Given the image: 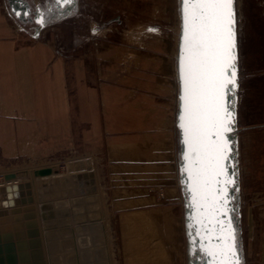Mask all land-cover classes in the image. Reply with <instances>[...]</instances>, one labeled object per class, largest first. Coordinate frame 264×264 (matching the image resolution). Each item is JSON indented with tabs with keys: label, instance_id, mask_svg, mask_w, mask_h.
<instances>
[{
	"label": "rangeland",
	"instance_id": "rangeland-1",
	"mask_svg": "<svg viewBox=\"0 0 264 264\" xmlns=\"http://www.w3.org/2000/svg\"><path fill=\"white\" fill-rule=\"evenodd\" d=\"M31 4L42 8L36 16L54 31L51 35L63 40L69 62L73 42L83 38L103 37L120 47V67L128 77V88L154 97L159 104L160 129L167 117L171 121L175 169L170 175L164 171L156 178L144 171L141 176L136 167V176L129 177L126 189L120 188L116 177L93 175L103 198L112 263L194 264L199 248L191 250L188 235L176 124L180 0H31ZM235 10L238 87L232 215L242 264H264V128L259 124L264 122V0H235ZM115 52L116 48L111 50ZM148 83L158 88L152 91ZM77 162L70 150L60 156L9 157L0 142V182L11 172L18 175L15 180H27V169L45 166H56L59 173L69 175L73 172L70 164Z\"/></svg>",
	"mask_w": 264,
	"mask_h": 264
},
{
	"label": "crops",
	"instance_id": "crops-1",
	"mask_svg": "<svg viewBox=\"0 0 264 264\" xmlns=\"http://www.w3.org/2000/svg\"><path fill=\"white\" fill-rule=\"evenodd\" d=\"M41 12L31 0H0V142L7 156H60L70 150L78 159L71 171L116 177L121 189L128 188L136 167L141 176L170 175L171 121L167 117L160 129L154 97L128 88L121 48L103 37L83 38L73 42L69 62L63 40L41 23Z\"/></svg>",
	"mask_w": 264,
	"mask_h": 264
},
{
	"label": "snow or ice",
	"instance_id": "snow-or-ice-1",
	"mask_svg": "<svg viewBox=\"0 0 264 264\" xmlns=\"http://www.w3.org/2000/svg\"><path fill=\"white\" fill-rule=\"evenodd\" d=\"M182 12L180 128L187 147L183 171L191 181L197 223L206 220L213 234L207 237L208 245H202L210 264H242L228 215V189L236 184V173H227L238 87L235 0H182Z\"/></svg>",
	"mask_w": 264,
	"mask_h": 264
},
{
	"label": "water",
	"instance_id": "water-1",
	"mask_svg": "<svg viewBox=\"0 0 264 264\" xmlns=\"http://www.w3.org/2000/svg\"><path fill=\"white\" fill-rule=\"evenodd\" d=\"M179 11L181 21L176 57L179 84L176 124L181 156L180 179L187 196L185 218L191 250L199 248L198 260L194 264H210L211 257L202 250V245L206 247L207 237L213 234L207 231L210 225L206 220L204 227L197 223L198 213L189 188L191 181L183 171L187 147L184 144L183 130L180 128V116L183 111L179 70L183 46L182 0ZM235 107L237 109V89ZM236 124L234 131L228 134L232 149L230 160L227 162L229 176L234 172L235 160L232 152L236 141ZM54 173L59 175L54 177ZM25 174L28 179L24 183H9L10 179L16 177V173L3 175L6 183H0V264H112L103 205L95 187L93 174L77 172L71 178L68 174L65 176L59 173L56 166L29 168ZM228 192V215L235 229L232 215L234 195L230 187ZM9 218L12 220L13 229L9 227ZM212 243L218 241L212 239Z\"/></svg>",
	"mask_w": 264,
	"mask_h": 264
},
{
	"label": "bare ground",
	"instance_id": "bare-ground-1",
	"mask_svg": "<svg viewBox=\"0 0 264 264\" xmlns=\"http://www.w3.org/2000/svg\"><path fill=\"white\" fill-rule=\"evenodd\" d=\"M72 169V168H71ZM85 172V174H88V171H84ZM11 173H14V172H11ZM6 174H9V173H6ZM76 173H74V172H72L71 174H69V176L72 178V177H74V175H75ZM5 175V174H4ZM59 174L58 173H54L53 174V176L55 177V176H58ZM18 175H16V177L15 178H13V179H10L9 180V183H18V182H25L26 180H24V179H22V180H15L16 178H18L17 177ZM65 176H68V175H65ZM24 177V176H23ZM13 180H15V181H13ZM0 183H6V182H0ZM8 224H9V227H11L12 228V220H11V218H9V222H8ZM203 227H204V223H203ZM13 229V228H12ZM14 235V234H13ZM110 248V247H109ZM110 256H111V251H110ZM112 260V259H111ZM113 264V263H112Z\"/></svg>",
	"mask_w": 264,
	"mask_h": 264
}]
</instances>
